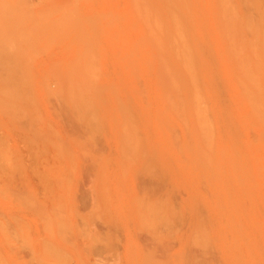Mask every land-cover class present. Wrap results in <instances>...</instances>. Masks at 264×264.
Masks as SVG:
<instances>
[{"label": "rangeland", "instance_id": "rangeland-1", "mask_svg": "<svg viewBox=\"0 0 264 264\" xmlns=\"http://www.w3.org/2000/svg\"><path fill=\"white\" fill-rule=\"evenodd\" d=\"M0 264H264V0H0Z\"/></svg>", "mask_w": 264, "mask_h": 264}]
</instances>
